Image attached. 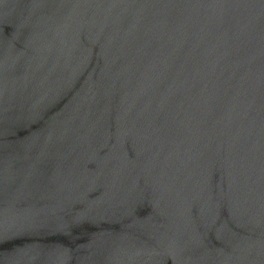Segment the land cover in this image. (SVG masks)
<instances>
[{
  "label": "water",
  "instance_id": "1",
  "mask_svg": "<svg viewBox=\"0 0 264 264\" xmlns=\"http://www.w3.org/2000/svg\"><path fill=\"white\" fill-rule=\"evenodd\" d=\"M0 264H264V0H0Z\"/></svg>",
  "mask_w": 264,
  "mask_h": 264
}]
</instances>
